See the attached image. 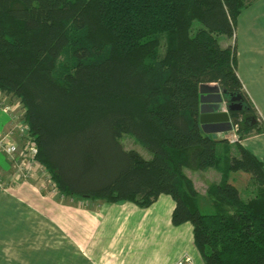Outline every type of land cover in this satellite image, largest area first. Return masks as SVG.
<instances>
[{
    "label": "trees",
    "instance_id": "16d2710c",
    "mask_svg": "<svg viewBox=\"0 0 264 264\" xmlns=\"http://www.w3.org/2000/svg\"><path fill=\"white\" fill-rule=\"evenodd\" d=\"M254 2L0 0V93L22 104L36 161L61 194L141 208L169 195L173 225L193 226L205 264H264V163L240 145L259 117L236 73V45L219 42L235 37ZM68 50L72 71L59 76ZM205 84L243 97V110L230 112L239 156L202 129ZM125 135L152 157L126 149ZM219 144L226 168L206 214L185 170L219 167ZM239 171L259 185L248 200L227 178Z\"/></svg>",
    "mask_w": 264,
    "mask_h": 264
},
{
    "label": "crops",
    "instance_id": "0c3cea01",
    "mask_svg": "<svg viewBox=\"0 0 264 264\" xmlns=\"http://www.w3.org/2000/svg\"><path fill=\"white\" fill-rule=\"evenodd\" d=\"M239 19L235 37L229 40L237 48V76L259 117L258 126L245 135L240 145L264 163V0H256ZM239 26L243 32H238ZM229 40L222 47H227ZM10 97L5 95V104L0 106V177L4 180L18 175L5 145L16 148L14 157L18 166L20 139L30 138L25 109L19 101L21 109L17 110V104L8 102ZM228 135L215 134L214 138L220 140ZM229 145L231 154L239 156L236 146ZM217 150L222 159L219 167L203 172L185 170L202 199L200 209L206 205L213 208V212L216 207L213 199L212 203L209 200L208 189L222 181L228 146L219 144ZM233 173L227 176L230 183ZM250 177L253 180L252 175ZM258 186L255 182V191ZM9 193L8 198L7 195L4 198L10 200L11 206L13 201L20 206V217H24L21 224L27 222L31 213L46 225L38 223L37 243H27L28 234L20 235L18 243V236L15 240L9 239L7 215L10 214L6 213L0 219L7 233L6 243H0V264H175L184 256H190L193 264H197L200 253L194 242L193 226L190 223L173 225L176 203L169 195H161L152 206L141 208L132 202L112 204L71 199L63 203L25 190Z\"/></svg>",
    "mask_w": 264,
    "mask_h": 264
},
{
    "label": "rangeland",
    "instance_id": "374dc122",
    "mask_svg": "<svg viewBox=\"0 0 264 264\" xmlns=\"http://www.w3.org/2000/svg\"><path fill=\"white\" fill-rule=\"evenodd\" d=\"M242 15V14H241ZM241 17V16H240ZM240 23V19H238ZM247 23V21H246ZM200 27L199 23H195V30ZM244 30H241V27H238V32H243ZM228 38L226 36H220L219 37V42L221 46H225V44L228 42ZM230 41V40H229ZM231 44V41H230ZM234 45V42H232ZM74 61L71 56L70 51H66L65 54L61 57L57 64L56 72L57 75L63 76L64 74L71 72L72 67H73ZM0 106L2 104H5V95L0 93ZM9 99V98H8ZM7 102V100H6ZM9 103H14L17 104L19 107L18 109H21V105L19 104V100L16 99L15 97H10L8 100ZM23 130V127L22 129ZM18 136H20L18 134ZM213 138L215 137V134H212ZM23 138V137H22ZM20 139L22 142L20 144V149H21V155L19 156L21 161L19 164L22 165L23 168H20L19 166H16L15 160L16 157H8L10 158L11 164L15 165L16 172H18L17 177H12V178H6L5 180L0 177V219L5 217L6 213L10 214L7 215V232L9 233V239L12 238V240H15V237L18 236V243L20 242V235L23 237H26L28 234V242L27 243H37V226H39L38 223H41V225H46L43 221H40L37 219L35 214H29L28 215V220L25 223L21 224V219L20 217V206L16 204L13 201V205L11 206L10 200L5 199L4 195L10 194V191H27L31 192L33 194H37L40 197L44 196L49 199L57 200L59 202L67 203L69 200L73 199L75 201H82V200H76L71 197H66L61 192L58 190L56 182L53 180L52 175L48 172V170L43 167L39 162L36 161V158L31 151V147L36 144L33 138H29L25 136V140L27 141L25 143V140ZM228 139V137L226 136ZM229 140V139H228ZM122 143L124 144L126 149H135L137 150L140 154H142L145 158L149 159L152 157L151 153L146 150L143 146H141L133 137L129 135H125L122 138ZM26 148V149H25ZM24 151V152H23ZM18 158V156H17ZM19 159V158H18ZM23 163L26 165H23ZM29 166V167H27ZM195 172V171H194ZM196 172H203V171H196ZM190 173V172H189ZM251 175L247 172L244 171H239L235 172L232 175L231 178V183L234 184L240 191L241 198L243 200H248L254 196L253 192L255 191L254 189V180L251 179ZM18 184H23L21 186ZM21 187V188H20ZM5 192V193H4ZM3 193V194H2ZM3 195V196H2ZM210 201L212 203L213 196H209ZM207 199V198H206ZM202 200V199H201ZM208 200V203H209ZM203 203H206V200H203ZM25 204V203H23ZM22 205V204H21ZM5 206L7 209L5 210ZM24 210L25 206H21ZM204 209H202L203 213L209 214L213 212V208L210 206H204ZM11 210V211H10ZM8 211V212H7ZM5 229L4 224H0V243H6L5 239ZM7 234V233H6ZM8 239V238H7ZM4 251V249H3ZM6 252L8 253V248H6ZM64 254V253H62ZM199 255V254H198ZM197 264H205L204 260L201 256V254L198 256Z\"/></svg>",
    "mask_w": 264,
    "mask_h": 264
},
{
    "label": "water",
    "instance_id": "95a60500",
    "mask_svg": "<svg viewBox=\"0 0 264 264\" xmlns=\"http://www.w3.org/2000/svg\"><path fill=\"white\" fill-rule=\"evenodd\" d=\"M231 103H228L227 96ZM243 97L228 94L216 85L205 84L201 87L200 123L206 134H225L233 129L230 112L243 110Z\"/></svg>",
    "mask_w": 264,
    "mask_h": 264
},
{
    "label": "built area",
    "instance_id": "2783aa9c",
    "mask_svg": "<svg viewBox=\"0 0 264 264\" xmlns=\"http://www.w3.org/2000/svg\"><path fill=\"white\" fill-rule=\"evenodd\" d=\"M238 128L236 126H233V129L231 133L229 132V135L227 136L230 143H236L239 140L238 134H237ZM5 151L10 157H14L16 153V148L13 145H5ZM31 151L33 152L34 156L36 157V154L38 152L36 144H34L31 147ZM23 165H25L23 163ZM20 168H23L21 164L18 165ZM26 166V165H25ZM28 167V166H27ZM175 264H193V259L190 256H184L182 257L177 263Z\"/></svg>",
    "mask_w": 264,
    "mask_h": 264
}]
</instances>
